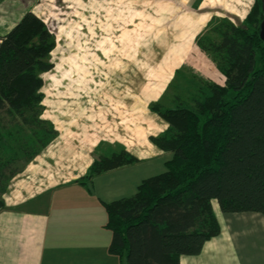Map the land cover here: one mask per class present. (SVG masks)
Wrapping results in <instances>:
<instances>
[{"label": "trees", "instance_id": "1", "mask_svg": "<svg viewBox=\"0 0 264 264\" xmlns=\"http://www.w3.org/2000/svg\"><path fill=\"white\" fill-rule=\"evenodd\" d=\"M263 16L264 0H254L242 21L212 18L196 37L224 75L222 85L199 89L191 104L175 96L172 106L151 102L169 126L150 140L172 157L134 194L102 202L111 231L108 252L126 264H181V256L199 254L220 232L213 201L222 212L264 214ZM55 45L54 33L32 10L0 35V210L13 177L57 135L43 117L40 75L53 68ZM138 161L121 147L94 157L78 181L87 185Z\"/></svg>", "mask_w": 264, "mask_h": 264}, {"label": "crops", "instance_id": "2", "mask_svg": "<svg viewBox=\"0 0 264 264\" xmlns=\"http://www.w3.org/2000/svg\"><path fill=\"white\" fill-rule=\"evenodd\" d=\"M171 1L189 3L188 17L204 19L203 26L214 17L243 20L254 2ZM197 32H192V41ZM192 44L187 42L189 51ZM161 90L150 92L156 98L148 99H159ZM95 94L86 101H71L69 97V103L59 106L61 127L43 115L53 122L57 135L13 177L3 194L0 264H126L124 257L108 252L111 231L104 226L102 202L134 194L144 178L165 170L172 153L159 150L149 141L150 135L166 128L151 110V101L145 103L146 108L141 107L139 115L136 108L129 107L125 96L114 100L105 95V100L99 101V94ZM98 102L104 109L97 107ZM151 123L161 128L144 137L140 131ZM121 147L139 161L100 173L87 185L79 183L95 151L108 155ZM213 209L220 224L219 234L207 240L199 254L181 256L180 263L264 264V214L222 212L216 201Z\"/></svg>", "mask_w": 264, "mask_h": 264}, {"label": "rangeland", "instance_id": "3", "mask_svg": "<svg viewBox=\"0 0 264 264\" xmlns=\"http://www.w3.org/2000/svg\"><path fill=\"white\" fill-rule=\"evenodd\" d=\"M188 6L171 0H0V35L27 10L41 16L54 33L56 45L49 55L54 66L40 75L43 115L56 126L63 124L59 106L69 103V97L86 101L96 92L100 99H93L99 101L105 95L127 97L129 107L141 115L148 97L156 98L150 93L155 90L162 89L155 101L172 106L174 96L191 104L199 89L224 83L216 61L191 39L194 31L203 34L212 18L203 26L204 19L188 17ZM188 41L193 43L190 51ZM97 107L104 109L99 102ZM159 118L165 131L169 124ZM150 125L140 131L144 137L161 128ZM100 154L95 151L92 158Z\"/></svg>", "mask_w": 264, "mask_h": 264}, {"label": "water", "instance_id": "4", "mask_svg": "<svg viewBox=\"0 0 264 264\" xmlns=\"http://www.w3.org/2000/svg\"><path fill=\"white\" fill-rule=\"evenodd\" d=\"M259 36L264 41V16H263V19L260 23Z\"/></svg>", "mask_w": 264, "mask_h": 264}]
</instances>
